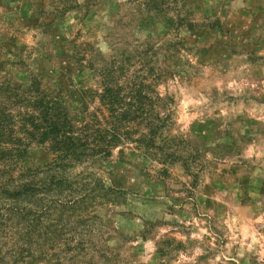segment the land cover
I'll list each match as a JSON object with an SVG mask.
<instances>
[{
  "label": "rangeland",
  "instance_id": "rangeland-1",
  "mask_svg": "<svg viewBox=\"0 0 264 264\" xmlns=\"http://www.w3.org/2000/svg\"><path fill=\"white\" fill-rule=\"evenodd\" d=\"M32 81L80 123L105 86L166 100L163 151L72 170L120 189L89 207L99 264H264V0H0V104Z\"/></svg>",
  "mask_w": 264,
  "mask_h": 264
},
{
  "label": "trees",
  "instance_id": "trees-1",
  "mask_svg": "<svg viewBox=\"0 0 264 264\" xmlns=\"http://www.w3.org/2000/svg\"><path fill=\"white\" fill-rule=\"evenodd\" d=\"M111 77L105 75L108 81ZM19 94L16 114L0 104V260L99 264L94 240L98 217L89 214V207L120 189L102 185L97 175L72 170L108 158L123 139L149 152L163 151L157 138L169 115L156 107L166 105V100L151 89L105 86L100 101L107 114L90 113L80 123L60 93L45 91L37 81ZM33 143L45 144L50 159L29 166ZM100 254L108 259L102 250Z\"/></svg>",
  "mask_w": 264,
  "mask_h": 264
}]
</instances>
